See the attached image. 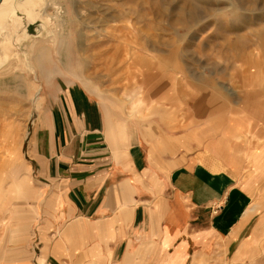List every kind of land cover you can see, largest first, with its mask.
<instances>
[{
    "label": "rangeland",
    "instance_id": "1",
    "mask_svg": "<svg viewBox=\"0 0 264 264\" xmlns=\"http://www.w3.org/2000/svg\"><path fill=\"white\" fill-rule=\"evenodd\" d=\"M202 9L195 19L188 0H47L35 24L22 20L15 33L0 34V159L20 170L13 179L26 189L11 195L28 219L21 231L13 220L11 232L4 213L0 264H36L39 254L44 201L24 152L45 78L82 87L116 137L118 127L126 140L138 129L144 158L150 146L165 159L196 154L219 166L214 146L236 154L238 180L252 198L244 231L236 246L188 264H264V160L252 159L264 149V0H217ZM12 119L20 121V143L2 135ZM186 134L193 145L170 149L168 138ZM77 258L64 264H87Z\"/></svg>",
    "mask_w": 264,
    "mask_h": 264
},
{
    "label": "crops",
    "instance_id": "2",
    "mask_svg": "<svg viewBox=\"0 0 264 264\" xmlns=\"http://www.w3.org/2000/svg\"><path fill=\"white\" fill-rule=\"evenodd\" d=\"M42 82L43 106L40 91L24 152L44 201L37 209L44 219L36 264H64L74 256L87 264H188L237 245L252 198L238 180L236 154L213 144L219 166L196 154L165 159L150 146L144 158L139 130L128 131L126 140L118 127L116 137L82 87ZM166 141L172 150L193 145L188 134ZM196 142L200 147L203 140ZM252 159L260 165L264 149ZM20 214L25 227L27 216Z\"/></svg>",
    "mask_w": 264,
    "mask_h": 264
},
{
    "label": "bare ground",
    "instance_id": "3",
    "mask_svg": "<svg viewBox=\"0 0 264 264\" xmlns=\"http://www.w3.org/2000/svg\"><path fill=\"white\" fill-rule=\"evenodd\" d=\"M35 1L37 2H34L33 0H2V3L0 4V34L3 33L6 34V32H8L9 30L15 33L16 27L21 25L22 20H25L30 25L35 24L36 21L39 19V16H41L42 12L45 10L47 0H35ZM188 2L189 5H191L193 8L192 17L195 19H199L202 14V12H200L203 10L202 8L204 6L211 5L212 3L216 4L217 0H188ZM232 4L226 2V5L228 6L233 7L234 5ZM235 16L239 17V15H235ZM25 28L26 26H24V29ZM20 127L21 124L19 120H13V119L11 121L9 120L8 123H6V128L2 130V135L10 138V142H12L13 144L15 142L20 143L21 141V136L19 132ZM7 147L9 148L8 143L4 145V148ZM19 172L20 170L13 168L10 162H6L4 159H0V209H1L0 223L6 220L5 219L6 212L9 213L10 222L8 224L9 225L8 227H10V231L13 230L11 224L13 220L17 221L16 225L14 226V229L15 228L18 229L17 226H20L22 221H24L23 215L20 214L21 210L16 209V204H18L19 202L17 203L15 202L16 204L15 203L13 204V199L11 195L13 191H18V190L24 191L26 189L25 188L26 186H23L21 181H19L18 179L15 181V179H13V175L16 177ZM7 178L9 179V183H6ZM7 184L9 185L8 187ZM4 185H6L7 188ZM14 197L16 196L13 195V198Z\"/></svg>",
    "mask_w": 264,
    "mask_h": 264
},
{
    "label": "water",
    "instance_id": "4",
    "mask_svg": "<svg viewBox=\"0 0 264 264\" xmlns=\"http://www.w3.org/2000/svg\"><path fill=\"white\" fill-rule=\"evenodd\" d=\"M2 3V0H0V4Z\"/></svg>",
    "mask_w": 264,
    "mask_h": 264
}]
</instances>
